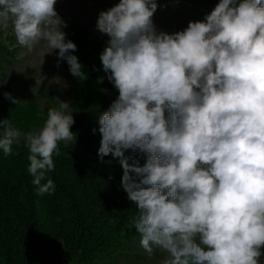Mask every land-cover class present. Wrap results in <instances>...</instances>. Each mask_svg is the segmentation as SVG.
<instances>
[{
	"label": "clouds",
	"instance_id": "9594fccd",
	"mask_svg": "<svg viewBox=\"0 0 264 264\" xmlns=\"http://www.w3.org/2000/svg\"><path fill=\"white\" fill-rule=\"evenodd\" d=\"M56 3L0 0V22L12 21L20 46L44 40L58 66L85 77ZM235 5L221 0L174 34L157 32L156 0H120L96 22L109 37L103 71L119 93L99 117L98 156L120 159L122 187L138 206L131 223L149 258L154 247L167 253L162 264H259L264 255V0ZM74 123L62 101L38 131L0 120V150L9 155L23 139L38 195L54 190L41 181ZM129 149L144 166L128 163Z\"/></svg>",
	"mask_w": 264,
	"mask_h": 264
},
{
	"label": "trees",
	"instance_id": "16d2710c",
	"mask_svg": "<svg viewBox=\"0 0 264 264\" xmlns=\"http://www.w3.org/2000/svg\"><path fill=\"white\" fill-rule=\"evenodd\" d=\"M116 94L89 101L78 129L70 130L76 138L58 142L55 168L41 181H53L50 193L37 194L24 143L13 144L9 155L0 150V264H97L111 251L130 250L133 227L123 217L134 209L117 189V179L100 178L95 171L102 140L99 117Z\"/></svg>",
	"mask_w": 264,
	"mask_h": 264
},
{
	"label": "rangeland",
	"instance_id": "374dc122",
	"mask_svg": "<svg viewBox=\"0 0 264 264\" xmlns=\"http://www.w3.org/2000/svg\"><path fill=\"white\" fill-rule=\"evenodd\" d=\"M120 0H57L55 11L67 25L61 31L65 40L73 42L77 50L71 52L82 65L85 77H74L66 61H59L58 50L46 47V41L35 44L31 51L17 43L12 21L0 22V120H10L13 127L22 133L38 131L47 119L50 108L59 106V101L69 103L75 123L70 130L78 129L80 116L88 102L101 100V96L112 91L119 95L113 83L109 82L103 71L100 54L107 46L109 37L96 29V22L101 11H106ZM157 11L152 20L157 32L174 34L185 30L189 22H204L221 0H156ZM242 0H236V5ZM97 87V90L94 87ZM5 94H10L13 103ZM100 97V98H99ZM91 106V105H90ZM167 115V113H166ZM90 120L88 117L85 121ZM83 125V126H85ZM2 131V129H0ZM98 132V130L96 131ZM20 143H24L21 139ZM128 163L138 162L144 166L146 157L138 150L124 152ZM95 171L100 178L109 181L117 179L118 190L123 189L121 181L123 168L119 158L105 156L96 163ZM133 177L135 178L134 174ZM101 181V180H100ZM136 182H139L138 180ZM103 183V182H102ZM113 184V183H111ZM123 198L131 209L124 221L132 222L138 215V206L128 199L123 189ZM132 225V223H131ZM133 242L130 250L111 251L109 257L97 261V264H162L167 253L153 248L152 257L140 245V235L132 225ZM129 235V234H128ZM127 234L124 239L127 238ZM264 252V248L261 249ZM259 264H264V255Z\"/></svg>",
	"mask_w": 264,
	"mask_h": 264
}]
</instances>
